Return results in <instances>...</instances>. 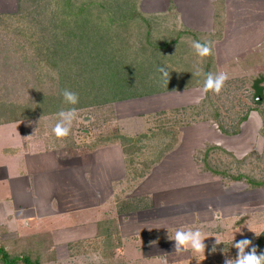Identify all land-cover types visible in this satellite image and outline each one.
Listing matches in <instances>:
<instances>
[{
  "label": "crops",
  "instance_id": "0c3cea01",
  "mask_svg": "<svg viewBox=\"0 0 264 264\" xmlns=\"http://www.w3.org/2000/svg\"><path fill=\"white\" fill-rule=\"evenodd\" d=\"M245 2L264 8V0ZM181 21L192 28L184 18ZM197 97H205L203 86L117 101L111 116L118 134L136 137L152 127V115L196 104ZM144 100L152 111L134 115L133 108ZM253 115L242 124L241 133L232 136L208 121L184 126L177 132L178 145L154 163L152 149L145 157L131 158V149L119 140L70 153L55 147L28 149L25 120L0 124V236H5L0 245L13 250L19 242L40 254L55 248L57 258L60 246H66L72 258L86 250L92 258L90 250L95 249L103 259L106 248L109 264H162L156 249L168 234L178 229L202 231L213 225L204 224L205 217H237L235 201L219 195L213 187L218 178L203 172L194 155L212 142L244 156L261 130L260 117ZM141 168L148 171L138 177Z\"/></svg>",
  "mask_w": 264,
  "mask_h": 264
},
{
  "label": "trees",
  "instance_id": "16d2710c",
  "mask_svg": "<svg viewBox=\"0 0 264 264\" xmlns=\"http://www.w3.org/2000/svg\"><path fill=\"white\" fill-rule=\"evenodd\" d=\"M19 1V11L0 13V31L5 28L16 36L21 34L33 52L26 51L27 46L23 45L17 53L22 66L30 64L26 75L20 74L24 72L22 66L8 68L5 81L0 82V88L11 89L0 93V124L54 116L62 109L78 111L104 107L113 114L112 107L117 101L203 86L206 74L213 70V47L211 55L201 58L191 44L193 41L204 43L219 36L222 26L219 18L216 20L218 34H211L181 23L178 10L175 12L173 8L165 14L145 16L140 12L138 0ZM42 1L43 4H40ZM216 4L219 9L218 2ZM169 13H173V22L164 26L165 34L159 33L161 24L153 19L160 18V15L163 18ZM18 45L14 51L18 50ZM161 66L169 72L168 84L157 71ZM198 70L200 75H195ZM261 79L256 80V85L261 84ZM30 80L36 84L26 85ZM140 85L144 86L143 90H138ZM64 89L77 93L79 102L75 105L65 103L61 95ZM26 90L27 94L18 93ZM262 91V87H257V95H262ZM3 95L10 100H4ZM250 112L241 117L234 128L229 126L224 123L209 91L199 103L171 110L174 114L167 119V124L159 120V115L165 112H157L158 116L154 117L158 121L157 132L150 128L152 130L136 137L122 136L117 132L105 133L93 146L119 140L131 149V158L152 149L154 160L151 162L154 163L178 145L177 132L180 128L208 121L216 124L223 134L238 135ZM213 151L226 153L238 162L246 161L253 152L239 158L222 145L206 142L196 149L194 155L203 172L221 175L223 179L232 181L246 178L250 188L264 186V181L222 168L218 158L210 157ZM147 171L141 168L137 176L143 177ZM257 245L261 247L259 252L264 253V230ZM109 254L104 248V255L109 257ZM25 255L26 252H11L0 245V264H39L42 261L37 258L33 262Z\"/></svg>",
  "mask_w": 264,
  "mask_h": 264
},
{
  "label": "rangeland",
  "instance_id": "374dc122",
  "mask_svg": "<svg viewBox=\"0 0 264 264\" xmlns=\"http://www.w3.org/2000/svg\"><path fill=\"white\" fill-rule=\"evenodd\" d=\"M138 1L140 12L145 16L152 17L156 14H165L170 8H173L175 12L179 9L177 11L178 18L184 25H186V22L181 21L183 18L190 23L192 28L193 26L199 27L200 30L198 29V31L221 34L207 40L212 43L213 47L214 64L212 73L225 72L229 77L220 94L217 95L210 91L213 103L223 116L224 123L233 128L237 121L249 111H251L250 116L258 114L261 119V130L256 138L254 150L248 151L253 152L246 161H235L232 156L220 151H213L210 157L212 159L218 158L222 168L235 174L243 173L246 176H252L256 181H264V8H255L254 5L249 2L246 3L245 0H177L181 8L175 4L174 0ZM43 2L40 4H43ZM216 2H218L219 9L216 8ZM19 6V0H0V13H15L19 11ZM172 14L169 13L163 18L160 15V18L153 19V21H158L161 24L158 27L160 29L159 33H164V26L172 24ZM217 18H219L220 25H222L221 31L218 33H216ZM211 26H213L212 30L210 29ZM24 40L26 39L21 34L16 36L11 30L2 28V31H0V82L5 81L8 68L22 66L17 53L23 45L27 46L26 51L33 52L32 49H29V43ZM18 43V50L14 51ZM22 67L24 72L20 74L26 75V70L29 71L30 64L26 63ZM261 77V84L256 85V80ZM33 84H36L33 80L26 82V85L32 86ZM259 86L263 88L262 95H257V87ZM143 89V85L138 87V90ZM27 90L18 93L24 95ZM5 91H11V89L0 88V93ZM3 97L4 100H10L4 95ZM148 102H145V100L137 102L139 104L133 108L134 115L143 117V112L148 114L152 111ZM76 112L77 117L71 132L65 138H57L52 132V128L58 120V115L40 116L25 120L28 123L24 122L25 127L22 128L25 131L24 135L26 136L28 149L55 147L57 149L63 148L62 151L70 153L71 151L83 150L90 145L93 146L95 142L99 141L102 133L107 135L118 133V124L107 108H85ZM164 112L165 114L159 115V120H163L166 123H162L167 124V119L174 113H171V110ZM152 116L158 115L154 114ZM150 120V127L152 126L153 131L157 132L158 121H155L152 117H150ZM256 127L257 124H255ZM251 130L252 127L248 128L246 134L251 135ZM143 142L149 144L146 140H143ZM231 142L234 143L236 140L231 139ZM138 144L135 146H138ZM144 154H141V157H145ZM216 177L219 181L214 182L213 187L215 190L218 189L219 195L229 196L227 198L229 201H235L237 217L235 220L232 217L229 219L218 217L212 221L211 217H207L211 222H206L207 218H204V224H213L212 226H206L202 231L198 228L206 236L204 241L206 244L205 254L195 253L190 249L177 253L174 249V240L169 239L175 233L168 234L169 236L161 240L163 242L161 247L158 250L156 249L158 255L163 259L162 264H225L226 258L234 259L237 256L238 249L233 246V243L241 239L252 241L249 248L245 249L246 252L251 251V247L255 246L257 254L261 253L259 252L261 247L257 245V240L261 234L257 236L254 232L262 233L264 230V186L250 188L246 178L232 181L229 178L223 179L221 175ZM4 237L0 236V244ZM216 238L222 242L216 245V251L212 252L211 249ZM14 245L17 248L13 250L9 248L11 252H26L25 256H28L33 262L37 258L42 259L39 264H109L111 262V256H103L102 259V254H98L96 252L98 250L95 249L90 251H92V256L99 257L98 261L87 255L86 252L89 250H86L82 256L72 258L68 255L66 246H60L57 247V258L55 248H45L40 251V254L31 253L35 249L29 251V248L20 247L19 242H14ZM34 264L36 263L34 262Z\"/></svg>",
  "mask_w": 264,
  "mask_h": 264
},
{
  "label": "clouds",
  "instance_id": "9594fccd",
  "mask_svg": "<svg viewBox=\"0 0 264 264\" xmlns=\"http://www.w3.org/2000/svg\"><path fill=\"white\" fill-rule=\"evenodd\" d=\"M192 48L195 50L196 54L203 58L212 54V45L210 41H205L201 43L199 41H193L191 44ZM161 74V78L166 84L169 82V72L165 66H161L157 69ZM195 75H200L198 70ZM229 79L227 73L209 72L206 74L203 83V93L207 94L209 91L215 94H220L226 81ZM61 95L65 103L75 105L79 102V96L77 93L64 89ZM201 97H197V103L200 102ZM58 120L52 128V132L57 138L67 137L73 127V123L76 120L77 112L75 109L61 110L58 112ZM259 236L260 232H254ZM169 239L174 240V249L177 253L185 250H192L195 253L205 254L206 244L204 243L206 236L199 230L193 229H178L174 236L169 237ZM222 241L216 238L215 244L213 245L211 251H216V245L220 244ZM252 241L249 239H241L238 242L233 243V246L238 249L237 256L233 258H226L225 264H264V253L257 254V248L255 246L251 247V251L246 252L245 249L249 248ZM93 260H99V257L93 256Z\"/></svg>",
  "mask_w": 264,
  "mask_h": 264
}]
</instances>
